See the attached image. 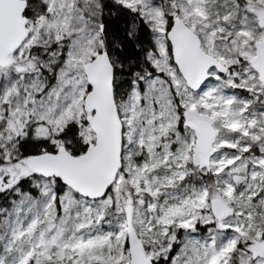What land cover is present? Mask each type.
I'll return each instance as SVG.
<instances>
[{
    "label": "snow or ice",
    "instance_id": "obj_1",
    "mask_svg": "<svg viewBox=\"0 0 264 264\" xmlns=\"http://www.w3.org/2000/svg\"><path fill=\"white\" fill-rule=\"evenodd\" d=\"M0 264H264V0H0Z\"/></svg>",
    "mask_w": 264,
    "mask_h": 264
}]
</instances>
